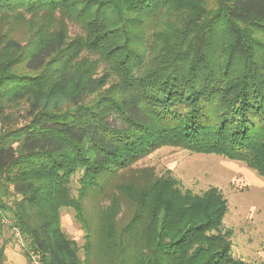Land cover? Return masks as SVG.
I'll return each mask as SVG.
<instances>
[{"label":"trees","instance_id":"1","mask_svg":"<svg viewBox=\"0 0 264 264\" xmlns=\"http://www.w3.org/2000/svg\"><path fill=\"white\" fill-rule=\"evenodd\" d=\"M0 123V183L42 264H246L219 190L133 167L172 147L264 180V0H0Z\"/></svg>","mask_w":264,"mask_h":264},{"label":"rangeland","instance_id":"2","mask_svg":"<svg viewBox=\"0 0 264 264\" xmlns=\"http://www.w3.org/2000/svg\"><path fill=\"white\" fill-rule=\"evenodd\" d=\"M16 107L8 106L5 110V116L9 115V127H18L25 120V106ZM133 168L152 170L157 176L168 175L177 181L181 190L194 194L209 188L219 190L227 202L223 226L232 233L231 256L246 264H264V180L244 163L217 155L162 147L138 161ZM72 194H75L74 190ZM17 199L19 197L13 193L11 186L0 183V250L3 252L4 264H31L29 241L12 220L13 201ZM100 204L107 203L103 199ZM126 211V206H122L120 216L123 220L127 216ZM60 228L80 248L78 255L83 261L85 256L81 247L84 244V232L71 209H61ZM97 256V253L90 255L88 264H101L103 257Z\"/></svg>","mask_w":264,"mask_h":264},{"label":"built area","instance_id":"3","mask_svg":"<svg viewBox=\"0 0 264 264\" xmlns=\"http://www.w3.org/2000/svg\"><path fill=\"white\" fill-rule=\"evenodd\" d=\"M15 231H16V233H18V231L16 229H15ZM28 254L30 257L31 264H42V262L40 261L39 255H37L33 251H31Z\"/></svg>","mask_w":264,"mask_h":264}]
</instances>
